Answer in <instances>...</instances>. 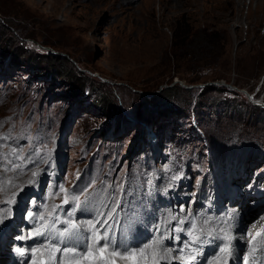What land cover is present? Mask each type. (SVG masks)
I'll return each instance as SVG.
<instances>
[{"label":"rangeland","instance_id":"1","mask_svg":"<svg viewBox=\"0 0 264 264\" xmlns=\"http://www.w3.org/2000/svg\"><path fill=\"white\" fill-rule=\"evenodd\" d=\"M47 52L69 57L94 83L74 91L79 80L56 76L40 56ZM171 85L176 91L164 94ZM99 94L108 109L93 101ZM73 196L122 215L124 227L108 235L130 252L161 235L180 238L164 247H182L195 224L203 242L184 255L200 250L206 260L172 264L215 262L227 243L215 238L222 229L238 249L228 264H243L253 248L264 254L256 235L264 224V0H0L5 264L49 261L42 242L55 234L34 233L50 214L87 217L81 207L66 216ZM166 214L176 219L161 225Z\"/></svg>","mask_w":264,"mask_h":264},{"label":"snow or ice","instance_id":"2","mask_svg":"<svg viewBox=\"0 0 264 264\" xmlns=\"http://www.w3.org/2000/svg\"><path fill=\"white\" fill-rule=\"evenodd\" d=\"M33 176H36V173L33 172ZM31 183V181L29 182ZM60 191H66L63 189L61 186ZM85 201H87V197L85 198ZM73 207L70 211L66 213L67 217H71L73 213L81 207L80 205V200L78 196H73L72 201ZM70 201L65 197L64 204H69ZM60 208L61 210L63 209L62 205H53V213L56 212V209ZM113 212L115 209L112 210ZM183 211V209H181ZM32 214L29 213V216ZM41 220H43V217H40ZM50 219L52 222L50 224H44L40 228L36 230L34 233L35 236H44L46 239H51L50 234H55V236L60 240L61 243H63L65 246L61 249L60 247H55L53 248L51 244L48 245L47 249L50 252V259L52 261H56L55 257V252H60L62 257H70V258H75L79 257L80 260H87L89 261V264H114V261H109L108 257L110 256H120L121 259H126V258H135V257H140V258H145L146 254L149 249H153L154 247L158 248L162 243L164 239H174V241H179L180 238L179 236L175 237H168L161 235L159 239H154L151 243L145 244L142 248L139 249V251H129L128 248L125 247L124 249V254H121L120 252L117 251H109V248L111 245L115 243L114 240H112L109 235H108V228L111 227L109 225L108 221L112 219V212H109L105 214L103 211H100L95 219V222L93 221H88L87 222V231L91 232L92 234V239L93 243L89 245L86 241L81 244L79 241L81 240L83 234L80 232V226L77 225L76 223H70L68 219L65 220H60V217L58 215H53L50 214ZM173 220L176 219V217H172ZM208 221H205L207 223ZM179 224H183L184 221L180 220L178 222ZM58 224H64L66 225L62 231L57 229ZM96 225H99V228L96 227ZM195 224L192 225V228H190L187 232V235L191 237V240L189 242H182L183 247L180 248H170L168 249L164 255L159 256L156 264H160V261H166V264H172V252L176 251L179 253L175 257L177 260H186V261H194L197 259L196 254L192 255H184V249L189 248L192 244H196L198 242L202 243L199 236L194 235V230H195ZM101 229H103V235L100 234ZM157 231H159V228H157ZM184 229L182 227H177L173 229V232H183ZM222 232H224L223 238L220 236H216V239H221L222 243L227 241L225 247H221L219 250L220 252H227L228 256L231 258L234 256V251L231 249L230 244H231V238L228 237L227 231L222 229ZM203 232V230H201ZM260 234L257 233V236ZM208 236H213V232L209 231ZM25 237H19V239H24ZM103 241V245H100V242ZM256 241V237H253L252 243ZM75 242V243H74ZM70 243H74V246L68 247L67 245ZM99 245V247H98ZM219 247V246H218ZM40 249H32V252L35 253L36 251H39ZM16 251L21 255H25V249L23 248H17ZM193 253H195V249H192ZM99 252V253H107V256L105 255H100L96 256L94 253ZM256 249L253 248L251 250V254L255 256ZM153 255L155 256L156 253L154 252ZM43 264V262H42ZM59 264H73V260H61ZM76 264H79L77 261ZM136 264H139L137 261ZM224 264H228V261L225 260ZM245 264H247V261H245ZM261 264H264V259H262Z\"/></svg>","mask_w":264,"mask_h":264},{"label":"bare ground","instance_id":"3","mask_svg":"<svg viewBox=\"0 0 264 264\" xmlns=\"http://www.w3.org/2000/svg\"><path fill=\"white\" fill-rule=\"evenodd\" d=\"M101 2H105V1H107V0H100ZM104 4V3H103ZM12 148V147H11ZM18 159V158H17ZM29 160V159H28ZM18 162V161H17ZM136 177V176H135ZM104 187V186H103ZM113 191V190H112ZM104 192H105V190H104ZM132 194V193H131ZM133 195V194H132ZM5 200V199H4ZM111 203V202H110ZM96 205L95 206H85L84 205V207H81V209H80V213L82 214V215H84V216H87V217H85V218H81V219H78V220H82V221H78L76 224L77 225H79L80 226V232L83 234V236H82V238H81V240L79 241L81 244H83V237L85 236V234L86 233H88L89 235H90V244L89 245H91L92 243H93V239H92V234H91V232H89V231H87L86 229H87V222L88 221H93V222H95V219H96V217H97V215H98V213L100 212V211H102L103 209H105L104 208V206H99L100 204H99V202L98 203H95ZM114 204V203H113ZM127 204H129V205H131V203H127ZM8 205V204H7ZM120 206V205H119ZM6 207V208H5ZM3 208V209H2ZM2 208H0L1 209V211H0V213H2L3 215H5L3 212H5V211H7V206H4V207H2ZM111 208H112V205H111ZM128 207H126V205L123 203L122 204V206H121V210L123 211V210H127V211H129L128 209H127ZM102 209V210H101ZM110 209V206H107V208L105 209V214H106V212H107V210H109ZM118 210H120V209H118ZM170 212V211H169ZM132 213V212H131ZM137 213V212H136ZM6 214H7V212H6ZM122 214H124V212L122 213ZM6 216V215H5ZM40 216V215H39ZM121 216L122 215H119V216H117L116 218L115 217H113L111 220H109L108 221V223H109V225H111V227L110 228H108V233L110 232V231H113L114 230V228L116 227V229L115 230H118V229H121V227L123 226L124 227V225L126 224L125 223V219L124 218H121ZM161 217V216H160ZM2 219H4V218H1L0 219V221H2ZM161 219V218H160ZM124 220V221H123ZM135 220H136V218L134 217V214L132 213V221L131 222H135ZM162 221H161V225L162 224H164V225H167V222L168 221H170V220H173L172 219V217L171 216H169V215H164L163 217H162V219H161ZM126 221H128V218L126 219ZM179 221V220H178ZM130 222V221H129ZM121 224H122V226H121ZM159 224V223H158ZM127 226V225H126ZM130 226V225H129ZM135 226V225H134ZM96 227L97 228H99V225H96ZM133 227V226H132ZM167 227V226H166ZM181 227V226H180ZM126 228H128V227H126ZM125 228V229H126ZM165 228V227H164ZM184 228V227H183ZM124 229V228H123ZM163 229V228H162ZM241 229V228H240ZM165 229H163L162 230V232L164 231ZM103 229H101V232H100V234L101 235H103ZM120 231V230H119ZM152 231H153V229H152ZM218 231V230H217ZM223 233V232H222ZM9 234V233H8ZM116 234V233H115ZM255 234V233H254ZM131 235V234H130ZM242 235V234H241ZM252 235V234H251ZM257 235V234H256ZM260 235H262V237H263V239H264V224H263V226H262V229H261V232H260ZM156 236H157V232H156ZM238 236V235H237ZM113 237V236H112ZM123 237V236H122ZM241 237V236H240ZM259 237V236H258ZM159 238V237H158ZM222 238V237H221ZM230 238V237H229ZM126 239V238H125ZM235 239H237V238H235ZM235 239H234V241H235ZM152 241H153V239H151ZM202 240H203V238H202ZM59 239L57 238V237H55V239H54V241L52 242V241H50V242H47V243H45V242H42V245H45V250L47 249V247H48V245L49 244H51V246L53 247V248H55V247H60L61 249L64 247V244L63 243H59ZM150 242V241H149ZM185 242V241H184ZM236 242V241H235ZM75 243V242H74ZM74 243H71L72 244V246H74ZM103 241H101L100 242V244H102L103 245ZM145 244H148V243H145ZM220 244V243H219ZM223 244V243H222ZM1 245V244H0ZM3 245V244H2ZM127 242L125 243V242H123V243H121L119 246H118V244L117 243H114L113 245H111L110 246V248H109V251H115L114 250V247H116V251L117 252H120L121 254H124L123 253V249L125 248V247H127ZM71 246V247H72ZM141 246V245H140ZM166 246V245H165ZM219 246V245H218ZM222 246H224V245H222ZM183 247V246H182ZM220 248H221V244H220V246H219ZM218 247V249H217V251L219 252L220 250V248ZM230 247H231V249L234 251V260L237 258V253H238V249H237V245L236 244H233V246L230 244ZM137 249H139L138 247H136ZM142 248V247H141ZM168 248L169 247H164L163 246V243L158 247V248H156V247H154L153 249H150V251H148L147 252V254H146V257L145 258H140V257H135V258H129L128 259V261H124V262H117V263H119V264H136V262L138 261L139 262V264H156V261H157V259H158V257L159 256H162V255H164L165 254V252L168 250ZM173 248H178V246H174ZM180 248V247H179ZM131 249H132V247H131ZM131 249H129V250H131ZM170 249V248H169ZM136 250V249H135ZM184 251H186V249L184 250ZM196 251H198V255H197V261H202L203 259L204 260H206V255H207V252H204V254H202L201 253V251L200 250H196ZM156 253V255L154 256L153 255V253ZM47 255L49 256V258H50V252L47 250ZM191 253V252H190ZM262 253V252H261ZM55 254V257H56V261H52L51 259H49V261L47 260V262L46 263H43V264H59V262L61 261V260H73V264H76V262L78 261L79 262V264H89V261H87V260H80V258L79 257H75V258H70V257H62V255H61V253L60 252H55L54 253ZM211 254V253H210ZM105 255L107 256V253H105ZM172 257L174 256V257H176L177 255L175 254V251H173L172 252ZM28 256V255H27ZM96 256H99V253H96ZM112 258L113 257H118L119 259H121L120 258V256H111ZM213 258H215L214 256H213ZM229 258V256H228V253H227V255H226V252H224V253H222V254H220L217 258H216V261L215 262H212V264H224V261L225 260H227ZM9 259V258H8ZM108 259H109V261L111 262V259L108 257ZM116 259V258H115ZM174 260H176L177 261V259H175V258H173ZM262 259H264V254L262 253V255H258V253L256 254V256H251V255H248L247 257H245V260L243 261L244 263H245V261H247V264H261V261H262ZM10 260V259H9ZM7 261V259L6 258H1L0 257V264H5V262ZM161 261H163V260H161ZM186 261V260H185ZM228 261V260H227ZM38 262V261H37ZM35 262V260L34 259H32L31 261H30V263L29 264H42L41 262ZM206 262H208V261H206ZM210 262V261H209ZM208 262V263H209ZM235 262V261H234ZM234 262H233V264H234ZM242 262V263H243ZM116 263V264H117ZM207 263V264H208ZM243 263V264H244Z\"/></svg>","mask_w":264,"mask_h":264},{"label":"trees","instance_id":"4","mask_svg":"<svg viewBox=\"0 0 264 264\" xmlns=\"http://www.w3.org/2000/svg\"><path fill=\"white\" fill-rule=\"evenodd\" d=\"M181 24V23H180ZM180 30V28H179ZM183 32H185L186 30H181ZM179 34V33H178ZM182 35V34H181ZM13 53V52H11ZM41 57H45L47 62H49V64L51 65L54 73L56 74V76H62L64 78H73V80H79L78 83H81L80 85H76V83L74 84L72 82V87L73 88H77V90L82 89L85 85V87L87 85H91L93 82V80H95V77H91L88 73L81 71V70H76L74 65L72 64V62L69 60V57L67 56H62V55H58L56 53H45V54H41ZM39 57V56H37ZM36 57V58H37ZM75 86V87H74ZM175 85H171L168 86L165 89L164 94H171L174 93V91H176L175 89ZM76 88L74 91H76ZM95 104L98 107H104V109H108L109 108V104L107 102V95H102L99 94L97 95L94 100Z\"/></svg>","mask_w":264,"mask_h":264}]
</instances>
